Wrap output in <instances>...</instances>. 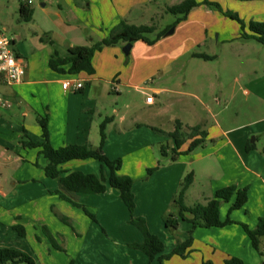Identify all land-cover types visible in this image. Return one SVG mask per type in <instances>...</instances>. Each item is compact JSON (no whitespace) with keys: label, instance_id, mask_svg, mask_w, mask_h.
I'll return each mask as SVG.
<instances>
[{"label":"crops","instance_id":"0c3cea01","mask_svg":"<svg viewBox=\"0 0 264 264\" xmlns=\"http://www.w3.org/2000/svg\"><path fill=\"white\" fill-rule=\"evenodd\" d=\"M183 1L57 0L56 8L50 6L48 9H40L46 17L45 23L34 22L30 28L17 25L20 29L16 28L12 35L13 49L25 68V74L17 84L0 81V94L10 105L0 109V248L22 250L20 246L14 248L12 245L21 243L12 230L15 226H22L27 235L29 226L36 222L33 213L35 202L41 199L38 193L46 196V189L58 186V180L47 177L44 172L47 160L41 159L40 148L21 144L27 139L35 142L44 140L40 119H47L50 144L54 148H60L86 144L99 146L100 125L106 118H112L106 128L107 138L103 147L104 153L111 160L119 159L125 152L130 155V151L150 149L152 145L162 142H166L169 153L174 148L173 140L151 128L171 133L175 129V123L179 121L185 129L205 127L204 131L207 133L206 143L198 147L204 150L186 154L190 144L187 141L179 150L182 155L178 160L173 162L169 156L164 157L172 163L171 168H175L176 177H179H175L172 188L179 185L189 172L194 173V182L186 193L185 204L192 206L205 203L214 197L217 190L234 185L247 189L248 201L245 207L247 204L257 205V211L251 217H246L247 211L245 215H232L245 207L231 213L223 212L225 206L222 204L228 203L223 202L220 206V219L226 220L229 215L233 223L225 227L195 228L192 231L191 254L187 258L172 255L163 264H224L228 257L239 258L244 264L263 263L258 259L243 226L247 225L250 230H254L259 219L264 217V146H257V137L254 142H250L251 135L261 134L264 137V118L258 120L261 122L252 121L228 127L218 120L215 113L208 110L214 120L210 126L203 124L201 110L183 103L188 96L200 103L202 98L196 91L185 90L187 82L182 81H186V70L176 66L178 52L166 47L155 51L146 49V45H152L142 41L132 44L128 55L123 51L127 44L125 41L96 52L92 58L95 71L92 76L84 73L61 74L49 67V60L54 52L64 58L68 56L70 47L90 46L102 41L121 20L136 26L150 25L165 13L167 7ZM196 2L199 5L189 12L186 19L176 24L181 32L178 41L183 39L184 44L189 45L188 49L206 43L213 30L219 31V36L226 34L224 25L191 19L195 14L197 17L201 13L214 17L225 11L236 15L245 24L264 21V0ZM33 4L32 1L31 5ZM31 5L28 7L33 10V20L34 9ZM41 5L45 7L47 2ZM231 21L241 27L238 21ZM246 32L249 33L247 29ZM163 38L165 36L160 39ZM65 81L81 82L83 89L78 92L65 90L62 86ZM253 88L264 103V87L260 89L256 85ZM132 91L140 95L148 91L157 96V100L153 96V102L147 103L149 115L145 122L140 116H130L126 106L116 108L121 99ZM245 91L250 94V90ZM201 104L205 105L203 102ZM204 107L208 109V106ZM208 141L213 142V145H209ZM250 145L255 148L248 149ZM77 161L85 160H73L61 165L62 176L74 171L87 173L84 166L88 165L75 163ZM122 168L121 166L119 173L128 176ZM179 189L170 190V194L174 193L175 198ZM107 190L106 193H110L116 189L108 187ZM166 210L158 223V232H153L152 228L150 232L163 241L164 254L168 255L173 251L177 240L185 241L189 238L192 226L180 221L178 231L183 229L186 233L181 238L174 239L166 231V227H163V222L170 214ZM1 232L5 235L2 236ZM137 237L136 243H141L143 240L140 235ZM135 264L160 262L158 257L152 261H144L140 257V263Z\"/></svg>","mask_w":264,"mask_h":264},{"label":"rangeland","instance_id":"374dc122","mask_svg":"<svg viewBox=\"0 0 264 264\" xmlns=\"http://www.w3.org/2000/svg\"><path fill=\"white\" fill-rule=\"evenodd\" d=\"M32 1L34 17L31 22H25L19 12L20 1L0 0V31L3 34L12 39L14 30L20 29L17 25L30 28L34 22L45 23L46 17L41 10L50 6L56 8L58 5L57 0ZM44 2H47L45 7L41 5ZM218 14L214 17L205 13L198 17L196 14L191 16V19L199 22L224 25L226 34L219 36V31L213 30L206 43L188 49L189 45L184 44L183 39L178 41L181 32L178 25L174 24L176 17L166 12L162 13L157 21L150 24L156 25L157 31L155 34H149L148 38L154 40L156 34L167 26L175 27V31L156 44L145 47L153 51L166 47L178 52L176 66L186 70V81H182L187 82L185 90L196 91L205 105L190 96L185 97L183 103L201 110L203 124L210 126L214 120L208 114V110L215 113L218 120L228 127L261 120L264 118V103L253 91V87L256 85L260 89L264 87V47L255 40L244 39L241 27L232 22L225 11ZM193 54H206L213 59L195 58ZM245 89L250 90V94H247ZM148 96L155 94L146 91L140 95L132 91L121 99L116 108L126 106L130 116H140L145 122L149 115ZM155 98L157 100V96ZM204 106H208V109ZM255 137L257 146H264V137L261 134L251 135L250 142H254ZM207 143L213 145L211 141ZM162 145L167 144L156 143L150 149L130 151V155H126L125 152L119 158L122 170L133 180V193L136 197L133 214L122 202L118 190L105 194L79 195L75 198L74 204L57 193L56 185L53 189H46V196L38 193L41 199L35 202L33 213L36 222L29 226L27 235L21 236L12 230L21 242L15 243L16 245L12 243L14 248L20 246L21 251L29 254L36 264H135L140 263V257H143L144 261H149L143 252L133 247L138 240L137 235L144 240L143 233L133 220L142 218L148 231L150 232L152 228V231L157 233L158 223L165 209L169 210L170 214L176 212L174 193L170 194V190L180 187L179 183L172 188L176 172L175 168H171L172 163L162 155ZM202 150L204 149H195L191 154ZM41 159L45 161L42 155ZM75 163L88 165L84 166L86 174L95 171L96 173L89 174L100 175L102 172V165L95 160ZM41 187L43 188V185ZM233 199L234 197L232 201L222 204L225 206L223 212L230 211ZM246 206L242 211L234 212L232 215L237 213L245 215L247 211L246 217H251L257 211V205ZM163 227L165 228L164 224ZM166 231L174 239L181 238V235L186 233L183 229L177 234L167 229ZM1 235L5 234L1 232ZM260 244L261 254L257 253V257L263 263L257 264H264V238Z\"/></svg>","mask_w":264,"mask_h":264},{"label":"trees","instance_id":"16d2710c","mask_svg":"<svg viewBox=\"0 0 264 264\" xmlns=\"http://www.w3.org/2000/svg\"><path fill=\"white\" fill-rule=\"evenodd\" d=\"M199 4L196 0H184L182 3L170 6L165 9V12L172 14L176 17L175 25L187 18L189 12L197 7ZM20 16L25 22L32 20L33 10L23 4L19 8ZM228 17L240 23L243 38H251L256 40L264 47V21H250L248 24L243 23L236 15L226 13ZM171 27L164 29L156 34V38L151 40L148 38L149 34H155L157 31L156 25H132L124 20L111 31L110 35L102 41L96 42L90 46H73L69 48L68 56L61 58L57 52H54L50 57L49 67L55 72L61 74L79 75L81 73L92 76L95 74L92 65V58L96 52L101 51L106 46H113L120 41H125L127 44H133L138 41L147 43L148 45L154 44L158 39L163 37ZM246 29L249 33L246 32ZM48 42L51 43L50 40ZM194 57L203 58L205 60H212L213 57L206 54H193ZM66 67H68L66 69ZM43 130L44 140L42 142H35L30 139L22 141L23 146L39 147L41 155L47 160L44 168L46 176L58 180L57 193L67 201L75 204V198L81 194H104L108 191V187L118 190L119 196L125 206L130 209L133 214L136 208L135 195L133 193V180L126 175L119 173L121 168V160H111L104 152L103 147L106 142V128L112 122V118H106L100 125V144L93 147L89 144L86 145H68L60 148H54L49 142V133L47 119L39 120ZM154 132L168 136L173 140L174 148L168 153V147L161 146V153L164 157L170 158L175 162L178 157L182 155L180 148L185 142L189 141L188 150L186 154L193 152L196 148L203 146L207 141V133L201 127H193L185 129L183 124L179 121L175 123V129L171 133H166L158 128H151ZM255 148L254 145L248 146V149ZM184 153V152H183ZM95 160L99 162L102 167L100 175L86 174L82 171H74L62 176L61 165L73 160ZM108 170V171H107ZM194 182V173L189 172L182 182L180 189L174 198L175 213H171L164 221L167 230L177 234L180 221L190 223L191 230L189 231V238L185 241L177 240V244L173 251L165 255L164 243L156 235L151 234L146 227V223L142 218L133 220V223L140 228L143 233L144 240L141 243H135L133 247L143 252L149 261L158 257L160 264L164 260L169 259L172 255L187 258L192 251V231L195 228H217L225 227L233 223L231 218L226 220L220 219V206L223 202H229L233 197L234 200L231 204L230 213L245 207L248 201V194L246 188H238L236 186H228L216 191L212 199L207 200L205 203H196L192 206L185 204V196ZM92 216V215H91ZM93 217V216H92ZM258 226L254 230H250L247 225L243 228L248 234L253 248L257 253L261 254L260 243L264 238V217L258 221ZM15 232L19 235L25 236L24 228L22 226H15ZM0 264H36L34 259L27 253L8 248H0ZM224 264H244V262L236 257H228L225 259Z\"/></svg>","mask_w":264,"mask_h":264},{"label":"built area","instance_id":"2783aa9c","mask_svg":"<svg viewBox=\"0 0 264 264\" xmlns=\"http://www.w3.org/2000/svg\"><path fill=\"white\" fill-rule=\"evenodd\" d=\"M18 1L25 6L32 4V0ZM17 57L13 49V39L0 31V81L3 80L8 84H17L22 81L25 68ZM62 86L65 90H71L73 92H78L83 89V84L76 81H65ZM152 102L153 96H148L147 103ZM9 106V103L0 94V109L8 108Z\"/></svg>","mask_w":264,"mask_h":264},{"label":"water","instance_id":"95a60500","mask_svg":"<svg viewBox=\"0 0 264 264\" xmlns=\"http://www.w3.org/2000/svg\"><path fill=\"white\" fill-rule=\"evenodd\" d=\"M174 30H175V27H172L171 29H169L166 32V34L164 36L166 37V36L172 35L174 33ZM131 47H132V44H130V43L126 44V46L123 49L124 53H126L125 55L130 54L129 52H130Z\"/></svg>","mask_w":264,"mask_h":264}]
</instances>
